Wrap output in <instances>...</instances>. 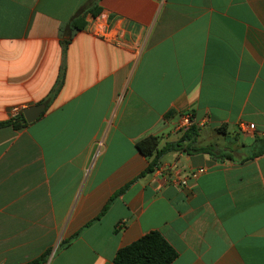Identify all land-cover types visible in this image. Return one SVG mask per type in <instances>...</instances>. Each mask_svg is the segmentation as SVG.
I'll return each mask as SVG.
<instances>
[{
  "label": "crops",
  "instance_id": "crops-1",
  "mask_svg": "<svg viewBox=\"0 0 264 264\" xmlns=\"http://www.w3.org/2000/svg\"><path fill=\"white\" fill-rule=\"evenodd\" d=\"M93 1L0 0V121L43 103L0 124V264H111L151 229L167 264H264V151L239 153L264 134V0H97L62 52ZM184 112L199 143L239 156L177 146L145 170L135 142L177 141Z\"/></svg>",
  "mask_w": 264,
  "mask_h": 264
},
{
  "label": "trees",
  "instance_id": "trees-1",
  "mask_svg": "<svg viewBox=\"0 0 264 264\" xmlns=\"http://www.w3.org/2000/svg\"><path fill=\"white\" fill-rule=\"evenodd\" d=\"M98 12L99 5L97 4V0H94L87 5H81L75 10V13L68 19L63 27V35H61L60 38L62 52H64L66 43L70 38L71 31L81 27L84 24L85 15H95ZM63 71L64 64L61 60L55 82L47 93L46 97L43 99L45 104L54 95L55 91L59 87L62 81ZM4 122H10L16 127L23 124L25 121L22 113L19 111L13 114L7 120L0 121V124ZM221 126L222 125H219L217 128L219 129ZM157 143V136L152 134L145 135L135 142V146L139 152L149 158L147 165L145 166V170H150L157 166L161 154L171 148H177V146L183 147L186 151H203L208 152L215 157H229L227 152L217 150L213 148L211 144L199 143L197 140V130L194 126L186 127L178 140L175 142L165 143L162 146H157ZM252 144H256V148L252 150L250 155H256L263 152L264 134L262 136L254 135ZM122 188L123 187H121V189ZM71 237L72 235L61 239L59 246L66 244ZM45 254V252L41 253L39 257L33 258L22 264H38L44 259ZM175 255V249L167 242V240L159 233V231L151 229L139 235L135 240L118 247L111 259V264H167L175 257Z\"/></svg>",
  "mask_w": 264,
  "mask_h": 264
},
{
  "label": "built area",
  "instance_id": "built-area-1",
  "mask_svg": "<svg viewBox=\"0 0 264 264\" xmlns=\"http://www.w3.org/2000/svg\"><path fill=\"white\" fill-rule=\"evenodd\" d=\"M24 106L21 105H12L10 107V113L11 115L17 113V112H21V108ZM190 123V117H189V113L184 112L181 113L179 115V118L176 120V122L174 123V128L176 130H181L184 129L185 127H187ZM253 128V125H246L244 127V129H250ZM154 169H157V166L154 167ZM204 170L203 166H196L194 168H192L191 170L187 171V173L185 175L179 176L178 173H176L175 175L170 177V181L173 183H178V184H184L186 183V180L188 177H195L198 173L202 172Z\"/></svg>",
  "mask_w": 264,
  "mask_h": 264
},
{
  "label": "water",
  "instance_id": "water-1",
  "mask_svg": "<svg viewBox=\"0 0 264 264\" xmlns=\"http://www.w3.org/2000/svg\"><path fill=\"white\" fill-rule=\"evenodd\" d=\"M42 108H43L42 102L33 103L22 107L21 113L23 115L24 121H30L36 118L39 115Z\"/></svg>",
  "mask_w": 264,
  "mask_h": 264
},
{
  "label": "rangeland",
  "instance_id": "rangeland-1",
  "mask_svg": "<svg viewBox=\"0 0 264 264\" xmlns=\"http://www.w3.org/2000/svg\"><path fill=\"white\" fill-rule=\"evenodd\" d=\"M242 141L245 143V145L243 147H241L239 153H248V152L252 151L254 148H256V144L249 145V143H250L249 137H244V139H242ZM210 142L213 144H221V140L219 138H217L216 136L213 139H211ZM230 148H231V146H230ZM230 148L228 149L229 151L227 152V154H229L232 157L239 156V153L233 152L234 148H231V149Z\"/></svg>",
  "mask_w": 264,
  "mask_h": 264
}]
</instances>
